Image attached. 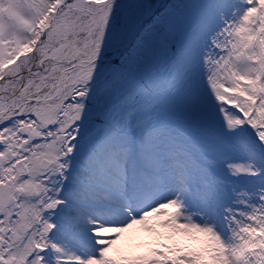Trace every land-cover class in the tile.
<instances>
[{
    "label": "snow or ice",
    "instance_id": "6c2138e0",
    "mask_svg": "<svg viewBox=\"0 0 264 264\" xmlns=\"http://www.w3.org/2000/svg\"><path fill=\"white\" fill-rule=\"evenodd\" d=\"M0 264H264V0H0Z\"/></svg>",
    "mask_w": 264,
    "mask_h": 264
}]
</instances>
